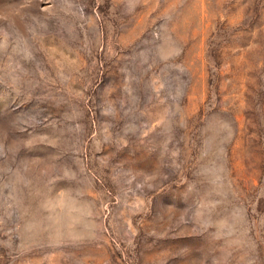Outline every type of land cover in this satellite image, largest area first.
<instances>
[{"label":"rangeland","instance_id":"rangeland-1","mask_svg":"<svg viewBox=\"0 0 264 264\" xmlns=\"http://www.w3.org/2000/svg\"><path fill=\"white\" fill-rule=\"evenodd\" d=\"M0 264H264V0H0Z\"/></svg>","mask_w":264,"mask_h":264}]
</instances>
